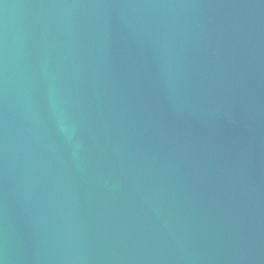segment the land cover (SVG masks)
I'll return each instance as SVG.
<instances>
[{"label": "water", "instance_id": "obj_1", "mask_svg": "<svg viewBox=\"0 0 264 264\" xmlns=\"http://www.w3.org/2000/svg\"><path fill=\"white\" fill-rule=\"evenodd\" d=\"M0 264H264V0H0Z\"/></svg>", "mask_w": 264, "mask_h": 264}]
</instances>
